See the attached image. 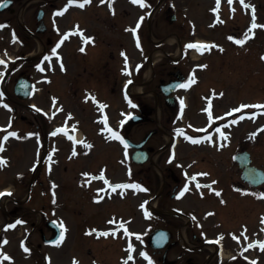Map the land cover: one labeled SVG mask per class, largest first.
Instances as JSON below:
<instances>
[{"label": "rangeland", "instance_id": "1", "mask_svg": "<svg viewBox=\"0 0 264 264\" xmlns=\"http://www.w3.org/2000/svg\"><path fill=\"white\" fill-rule=\"evenodd\" d=\"M199 1L200 4H197ZM254 1L258 3V22L264 25V0ZM56 3L57 6H60L61 0H58ZM135 10V8L129 5L126 9L121 10V18H124L123 22L127 27L126 37L128 41L125 44H127L128 55L131 57V65H139L138 62L141 61L140 52L134 48L136 46H133L132 40L129 38L132 32L130 29L135 26L134 19L140 17L141 14L138 10V12H135ZM176 13L185 27L175 30V25L179 24H171L168 20L165 21L162 18V14H158L159 18L155 21L153 20L151 23L152 38L162 39L177 31H181L185 37L188 14L191 22L195 23V25L191 26L192 33L194 34L193 37L201 40L216 41L218 44L225 45L224 52L213 51L206 58L200 60V63L203 65H207L208 63L210 68L205 67V71L201 70L199 72L201 82L198 88H202L203 86L205 88L206 85H209L207 80L216 77L215 81L212 80V85L217 86L219 89L222 88V92L224 93V101H221L224 109H222L220 104V112L225 110V114H227L233 109L240 108L241 105H249V107L240 108L235 113L260 109L253 106L264 104V27L257 30V33L254 35H251L253 41L247 39L244 44H237L236 40H229V34L232 35L233 31H239L237 39H244L245 34L248 37L251 34L246 29L249 22L248 18L240 10H237V13L234 14V17L231 19L232 21L226 25H220L215 29H207L205 27L206 24H204L207 22L210 25L207 26H214L210 0L204 2L202 0H192L189 12H187V1L180 2ZM5 18L7 16L0 19L6 20L7 24H11L10 26H14L17 21V17ZM71 18H73V14L69 13L64 17L62 22L70 23ZM223 18L227 19V16L224 15ZM57 19L60 21L59 18ZM230 26L232 27L229 28ZM147 35V31L144 28L141 40H144H142V44H144L146 55L153 50L152 43L150 44L149 41L145 43ZM1 36L0 45L3 46L4 39ZM174 42L171 39V41L164 44L162 52H173L175 49ZM185 42H187V37L183 40V44ZM67 49L65 50V54H71L72 47H68ZM175 51H177V47ZM162 52L159 51L157 53L156 51L152 56L156 61L159 60L158 63H161L162 67H166L168 59L163 57ZM114 59L116 62L113 63L114 65L111 64L112 92L109 89L108 83L98 84L95 87H97L100 99L104 100L105 98L107 102L111 103L112 125L117 128L119 125L117 110L123 108L117 87L119 88L123 78L119 77L117 73L119 60L117 57ZM67 65L68 73L71 75L61 73L55 69L48 70V74H50L48 75L49 83L52 81L49 86L45 87L44 92L49 101L48 109L50 108L51 101L66 104L65 106L68 108V111L73 114L75 120L79 121L80 134L82 133L89 138L93 136L95 140L93 148L96 152H101L102 157L90 162H87V157H80L75 161L72 158L70 159L71 147L59 134L52 135L55 131H52L51 134L48 132L47 134L49 148L46 154L44 150L45 138L41 135L43 133L42 130L39 133L37 132L38 135L35 137V125L22 124L18 118L11 113L3 111L2 106H0V126H8L10 124L11 127L8 129L16 131L19 134L18 138L9 137L6 142L3 141V136H0V139L2 138L0 144L3 145L4 149L0 152V156L7 159L6 164L0 165V189L7 188L12 191L11 195L5 194L0 197V252L12 256L14 261H16L14 264H37L40 262L36 253H34V250H37L38 247L42 253L45 252L48 255L55 253L56 257H59L57 259L58 264H69L71 259L78 261V264H125L127 254L129 257L132 255L136 258V255L140 257L141 253L147 252L154 264L155 261H153L150 250L148 251L147 247L144 246V240L146 239V233L155 226H159L162 221L161 219L158 221L157 215L154 213H150V215L145 217L139 211L137 207L139 203L144 202V205H147L146 193L140 195L137 189L127 191L122 195L117 194L118 192L113 193L108 191L101 193L104 183L91 179V176L102 173L111 183L129 182L131 179H134L139 170L137 166L131 163L128 157L125 158L123 156V150L118 145L112 143L104 145L102 142L96 143V139L100 141L99 137L95 136V130L99 125L93 123L92 119L97 117V113L91 110L89 105L86 106L81 103L80 96L82 93L77 95L76 98L73 97L71 93L73 88L71 87L70 89L67 83L72 81L76 66L69 62H67ZM144 76L145 78L148 77L147 71ZM166 81H168L167 78ZM203 90L200 89L199 91ZM138 91L140 89L136 87L133 89V92ZM31 102L39 105V96L36 95ZM22 113L26 116L32 115L27 108ZM20 114L17 113L18 116ZM62 115L52 114V123H50L47 131L54 127V125L61 123ZM4 129H7V127ZM233 129L232 136L234 141L232 148L235 144H243V146L248 147L252 156V164L264 169V117H259L253 123L247 122ZM254 129H256L255 137L250 138L247 142V135ZM25 130L30 132L27 133ZM123 131L135 141L139 140L142 133V129L132 126L124 127ZM260 131L262 132L260 133ZM90 141L92 142V140ZM104 148L109 154L108 159L103 154ZM177 150L183 153L187 149L181 145ZM86 151L88 150L79 152L85 153ZM45 156L46 158H43ZM227 156L228 153L225 151L223 153V165H225V168L226 165L229 166L231 164L227 163ZM49 157L52 161L56 160L57 162L51 164ZM231 165L234 167L236 163L233 162ZM128 172H130L129 178L132 177L130 180L126 178V173ZM83 173H88L89 175H82ZM30 180H41L40 183L44 186H39V183L33 187L32 184H29ZM25 194L28 196L27 203H23ZM178 206L180 207V205ZM28 207L32 212L43 213L44 218L39 213L33 215L28 210ZM158 218L160 217L158 216ZM222 218L223 215L220 214L219 219ZM48 219L58 220L59 224H63L67 231V236L59 244L56 243L52 247L42 245L40 236V231L45 229V223ZM18 220L23 221V223L17 224ZM224 220H220L219 222L222 223ZM119 223H128L129 232L139 234L141 237L137 239L136 235L129 236L128 233H125L126 235L124 236L127 238L128 249L129 244L134 245L133 252L126 253V250L119 246V237L122 236L121 231L118 228L112 230ZM10 224H16V226L9 228L8 225ZM106 227H110L116 233L117 239L105 236L100 237V240H98L94 237L95 235L89 234L90 231H95L92 229L101 228L104 230ZM60 229L62 230L61 226ZM218 231L220 232L221 229ZM43 232L46 238L51 235L50 232L46 233L44 230ZM5 240L8 242L5 243ZM25 241L27 242V246L30 245V251L27 254L23 253L21 249V247H27ZM130 261L131 264H149L148 259L143 255H141L140 259L138 258V263H134L132 259ZM0 264H8L3 262L2 256H0Z\"/></svg>", "mask_w": 264, "mask_h": 264}, {"label": "flooded vegetation", "instance_id": "2", "mask_svg": "<svg viewBox=\"0 0 264 264\" xmlns=\"http://www.w3.org/2000/svg\"><path fill=\"white\" fill-rule=\"evenodd\" d=\"M16 1L17 3L21 2V0ZM170 11L171 4H168L166 6L165 13L168 14ZM88 16L91 17L96 24H98L100 30L96 31V27L94 25L89 26L87 31L84 32L83 36L93 37L94 43L89 40L86 44L84 42L83 45H76L71 53L73 65L76 66L73 80V92L77 94L80 89H82L87 94H93L97 91V87L95 86L98 84L101 85L102 83H108L109 89L112 92V55L110 51H107V48H105V45L110 44L109 42H107V38L104 35L107 30L105 23L109 18L107 15H102L99 11L97 12L95 7L88 11ZM79 17L80 16H76L74 28L75 33L77 32V25L78 23H80L79 21L81 20H79ZM37 25V22L33 21L32 19H29L25 23L26 28L19 30L18 42L13 44V59L17 57L21 58L29 56L31 49L33 47L34 49H36L37 45L41 47L40 57H44L47 55V52L49 51L48 32L45 30V32L43 33H37ZM32 61V59H27L26 61H24L26 63L23 64L18 73L20 76L24 75L30 77V68L32 67L33 63ZM173 68H175V66ZM141 70L142 71H138L137 77L143 76V68ZM172 72L173 71L171 69L159 71L157 68L154 72V77L151 83L145 86L142 92L136 95L135 99H133V105L136 110L135 114L138 116V125L151 127L150 130L142 134L140 140H145V146L142 147V149L144 150L146 148H151V150H148V157L155 155V162L151 163L150 161H148L140 165L139 173L145 174L146 179L148 181L151 180V174L152 181L154 185L157 186V189L160 185H163L162 197L158 199V203H160L161 201L165 203H171L175 200L176 192L181 182L185 181L187 183V171H193V173H198L199 178L202 179L203 176H205V178L207 176L201 175V173H207L209 169L211 172L213 170V167L205 168L201 165L202 163L208 162L207 152L202 150H190L188 152L187 150H185V153L182 156V160H180L182 166L179 165L176 161L169 162V152L168 146L166 144L168 141V137L173 135V123L178 117V108L180 107L181 100L187 98L189 105V110L186 113V128L187 121L191 120V117L193 115V107L197 103L195 92H190L189 87H187V95H184V93L181 91L183 87L177 88L167 96H164L161 93V82L164 83L166 77L168 80L175 79L174 76H171ZM190 72L191 64H187V77L189 76ZM16 80L17 77H13V75H7L6 79L2 83L4 90H11L14 87ZM188 80L189 78H187V82ZM120 86L119 88L117 87V91L120 90ZM206 98H200V106H203L200 108L202 113H205V107L207 103ZM43 100L44 103L47 102V98L45 96L43 97ZM13 102L17 103L20 106H24V104L20 101ZM204 118V116H201V119H196L195 121H192V123L202 121ZM40 119L44 124L45 118L40 117ZM205 121L206 119L203 122ZM221 170V166L215 167L216 174H221ZM140 180L142 181V174ZM205 183L209 182L206 180ZM178 226L179 224L175 222V227L173 228L174 230L170 240V248L176 247L178 249L187 250V246H183L179 240L177 230ZM188 228L189 226H187V229L185 231L186 243ZM196 232L197 230L195 229V227H192L191 230L189 229L188 232L189 237L192 234L191 241L194 243L193 248L195 251L200 249L199 245L202 241V238L196 236ZM170 248L167 252H169ZM200 261L201 255L199 253H193L192 255H190L187 254V252H182L181 250V252L175 254L169 264H198L200 263ZM239 264L249 263L243 260Z\"/></svg>", "mask_w": 264, "mask_h": 264}, {"label": "snow or ice", "instance_id": "3", "mask_svg": "<svg viewBox=\"0 0 264 264\" xmlns=\"http://www.w3.org/2000/svg\"><path fill=\"white\" fill-rule=\"evenodd\" d=\"M8 2H10V0H0V8L5 7L6 6V3H8ZM90 2H91V0H69V6H71V4H79V6L83 7L85 4L90 3ZM104 2H105V0H101V3H104ZM132 2L135 3V4H140L141 6H147L146 0H132ZM217 3L219 4V0H217ZM229 3H232V0H229ZM241 3L243 4L244 3V0H241ZM110 6H111V0H110ZM246 6L252 8V14H253L252 28L254 29L256 27H264V25H257L256 22H255V6L254 5H246ZM66 11H67V7L63 10V12H66ZM113 11H114V9H113ZM213 11H218V8L217 9H213ZM63 12H59L58 14L59 15H62ZM142 20H143V17L141 18V22H142ZM5 26L6 25H4V24H0V29L4 28ZM138 28H139V24L137 25L136 28H131L130 30L133 33H137ZM76 30H77V32L80 31L79 28H77ZM80 34L83 36V33H80ZM254 34L255 33L253 32L252 35H254ZM248 38H249L248 35L245 34L244 39H236V43L237 44H244ZM230 39H235V37H230ZM83 40H84L85 44L89 40H91L94 43V38L93 37L83 36ZM136 40H137V44L139 46V35L138 34L136 35ZM60 43L62 44L63 43V40H61ZM188 47L189 48H198L201 51H203L205 48L210 47V46L209 45H205V44H199V43H196V44L190 43L188 45ZM217 47H220V46L217 45ZM81 50H83V49H81ZM221 50H223V49L221 48ZM125 56H126V54H125ZM9 59H11V57H9ZM126 62H127V60H126ZM5 63H6V61L4 59L0 58V64H5ZM62 67H63V65H62ZM201 67H206V65H202ZM40 70L41 71H44L43 67H41ZM129 83H131V81H129ZM192 83H195V79L194 78L193 79H189L186 84L180 85V87L187 88ZM0 95H3V93H0ZM219 95L223 96V93H219ZM89 96H92V94L89 93ZM92 99L95 100L96 98L93 96ZM97 103H99V101H97ZM183 103L184 102L181 101L182 106H183ZM129 104L131 106H134V105H132L131 100H129ZM3 106L5 108H8L9 107V105H7L6 103L3 104ZM33 107H35V106H33ZM101 107H107V105H101ZM247 107H249V105H241L240 106V108H247ZM253 107H256V108H264V104H256ZM240 108L233 109V111H239ZM69 115L71 116V114H69ZM209 116L211 117V104H209ZM241 118H243V117H241ZM103 122H104L105 125H108V118H107L106 115L104 116ZM10 127H11V125L9 124L7 126V128H10ZM4 128H5V126H0V131H3ZM107 130L111 133V138L117 139V140L121 141L124 144L125 148L128 147L127 140H125V138L118 131L112 129L111 127H109ZM58 131H65L66 132L67 129L64 128V129H60ZM180 131L182 132L183 130L181 129ZM52 134L53 135H56L57 133L56 132H53ZM30 135H34V134H30ZM220 135L223 137L224 136V132L221 131L220 132ZM9 137H17L18 138L19 137V134L16 131H7L6 135L3 136V141L6 142L9 139ZM186 138L188 140H190L192 143L199 142L195 137H192V136H187ZM72 139L75 140V137H72ZM209 139H210V137H209ZM76 143H80V141H76ZM86 147H91V146L90 145H86ZM221 147H223L222 144H221ZM3 150H4L3 149V145L0 144V152H2ZM73 155H76V152L75 151H73ZM174 158H175V154L173 153L172 159H174ZM49 159H51V158L49 157ZM169 162H171V160ZM6 163H7V161L3 157H0V165L6 164ZM82 175L87 176L89 174L88 173H83ZM201 175H209V174L208 173H201ZM100 178L101 179H104L105 183L109 184V186L112 188V191H116L117 188H125V189H127V188H136V189H139V188L142 187L139 183H134V184H115V185H113V184H111L110 181L107 180V178L105 176H103V174H101ZM193 179H195V177H193ZM213 183H216V182L213 181ZM197 187H201V185L199 183H197ZM208 187H211V185H208ZM144 191H148V189L145 188ZM188 191H189V188L187 186H185L183 188V190L180 191L179 195L181 197H183L185 195V193L188 192ZM212 191L215 192L216 195H218V196L221 194L216 189H212ZM6 192H7L8 195H11L12 194L10 190H6ZM200 194H201V196L204 195L203 192H201ZM4 195H5V192H0V197H2ZM259 195L261 197H264V192L259 193ZM142 207H143V205H142ZM145 211H146V214L147 215H150V213L147 212V209ZM213 214L214 213H208V215H213ZM16 223L17 224L23 223V221L18 220ZM262 223H264V221H262ZM15 226H16V224H10V225H8L9 228H14ZM60 226H61V228L64 227L63 224H61ZM121 227L124 228V231L126 233H128L129 236L136 235L137 236V239H140L141 238L139 234L129 232L127 226L124 225L123 223H121ZM89 234H91V232ZM101 235L107 236V235H109V233L105 231V232H102ZM233 235L235 236V234H233ZM63 238H64V236H63V233H62L60 239L63 240ZM235 238L236 239H239L238 236H235ZM220 239H223V234H220ZM4 242L7 243L8 241L5 240ZM54 243L59 244L60 243V240L54 241ZM216 243H219V240H217ZM256 243L259 244L261 250H264V241H257ZM248 247L249 248L255 247V244H249ZM129 249L130 250H134V245L129 244ZM25 251L28 252V251H30V249L27 248V247H25ZM141 255H143L146 259H148L149 264H153L152 259L148 255L147 252H143V253H141ZM0 256H2L3 259H6V260H12L13 259L10 255H8L7 253H3V252H0ZM129 258L131 259V257H129ZM74 264H78V261H75ZM125 264H127V261L125 262ZM252 264H256V261H253Z\"/></svg>", "mask_w": 264, "mask_h": 264}, {"label": "bare ground", "instance_id": "4", "mask_svg": "<svg viewBox=\"0 0 264 264\" xmlns=\"http://www.w3.org/2000/svg\"><path fill=\"white\" fill-rule=\"evenodd\" d=\"M194 57H197L196 55H194Z\"/></svg>", "mask_w": 264, "mask_h": 264}]
</instances>
